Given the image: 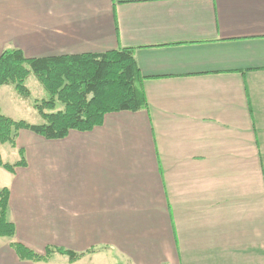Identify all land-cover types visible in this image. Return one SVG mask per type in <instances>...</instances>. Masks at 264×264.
Returning <instances> with one entry per match:
<instances>
[{"label":"crops","instance_id":"1","mask_svg":"<svg viewBox=\"0 0 264 264\" xmlns=\"http://www.w3.org/2000/svg\"><path fill=\"white\" fill-rule=\"evenodd\" d=\"M123 49L147 108L1 146L27 165L0 167L16 228L0 264H264V0H0V57ZM35 80L0 101L30 103ZM14 243L51 253L21 260Z\"/></svg>","mask_w":264,"mask_h":264},{"label":"trees","instance_id":"2","mask_svg":"<svg viewBox=\"0 0 264 264\" xmlns=\"http://www.w3.org/2000/svg\"><path fill=\"white\" fill-rule=\"evenodd\" d=\"M34 75L49 94L48 100L35 107L45 123L29 124L15 121L0 112V167L14 173L16 168L27 165L25 153L19 151L21 160L5 164L1 146L16 148V139L22 130L32 131L48 140L66 138L71 131L89 132L103 124L106 115L122 111L137 112L147 108L146 100L138 91L140 70L134 49H123L103 54L63 56L28 59L19 50L5 51L0 57V86H15L18 94L29 98L26 87L28 78ZM58 105L63 109L54 113ZM10 192L0 190V238H13L15 225L8 220ZM21 260L46 261V255H37L20 243L12 245ZM71 261L78 255L56 250Z\"/></svg>","mask_w":264,"mask_h":264},{"label":"rangeland","instance_id":"3","mask_svg":"<svg viewBox=\"0 0 264 264\" xmlns=\"http://www.w3.org/2000/svg\"><path fill=\"white\" fill-rule=\"evenodd\" d=\"M32 76V75H31ZM34 76V75H33ZM35 77V76H34ZM36 78V77H35ZM29 79V78H28ZM37 79V78H36ZM28 81V80H27ZM35 81H38L35 80ZM39 82V81H38ZM37 83V82H35ZM40 84V82H39ZM35 85V86H34ZM38 85V84H37ZM41 85V84H40ZM0 87H3V86H0ZM15 87V86H13ZM26 87L28 88L27 86V82H26ZM41 88H37L36 84H33L31 83V90H32V97L30 98V103H39L43 100H48L49 99V94L47 93V91L45 90V88L41 85L40 86ZM16 89V88H15ZM29 89V88H28ZM30 91V90H29ZM17 92V90H16ZM18 93V92H17ZM20 96V95H19ZM30 96H31V92H30ZM29 96V97H30ZM23 98V97H22ZM22 103V106L19 107V103L18 102H15L12 98L8 97L7 99L5 100H2L0 101V112L1 114H11L12 113V116L13 118L17 119V121H25L29 124H32L34 122H38L41 121V114L38 116V114H36V112H30L28 108H23V107H29L30 106V103L29 101H26V102H20ZM25 105V106H24ZM36 105V104H35ZM19 107V108H18ZM36 109V107H35ZM63 109V106L62 105H58L56 110L55 111H46V113H54V112H57V111H60ZM38 111V110H37ZM5 112V113H4ZM11 116V117H12ZM12 119V118H11ZM38 119V120H37ZM44 119V118H43ZM34 125V124H33ZM6 145V144H5ZM3 158L4 160L7 162L4 163L5 164H8V163H12L13 160H14V157L12 156L11 154V150L9 148V146H6V148L3 150ZM2 158V159H3ZM11 165V164H10Z\"/></svg>","mask_w":264,"mask_h":264}]
</instances>
